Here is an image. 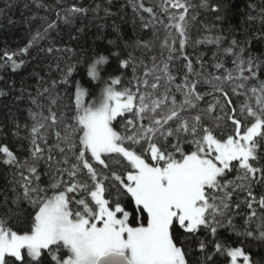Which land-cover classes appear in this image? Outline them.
Segmentation results:
<instances>
[{
	"label": "snow or ice",
	"instance_id": "snow-or-ice-1",
	"mask_svg": "<svg viewBox=\"0 0 264 264\" xmlns=\"http://www.w3.org/2000/svg\"><path fill=\"white\" fill-rule=\"evenodd\" d=\"M33 6L26 45L0 61L15 71L36 47L60 79L27 93V155L0 144V163L13 168L11 196L0 193V264H264V54L214 34L224 32L227 0H135L152 36L79 59L41 42L109 8L24 5ZM197 7L212 19L193 39ZM204 44L218 62L195 48Z\"/></svg>",
	"mask_w": 264,
	"mask_h": 264
},
{
	"label": "trees",
	"instance_id": "trees-1",
	"mask_svg": "<svg viewBox=\"0 0 264 264\" xmlns=\"http://www.w3.org/2000/svg\"><path fill=\"white\" fill-rule=\"evenodd\" d=\"M35 2L54 7L58 0H35ZM60 2L68 5L72 0H60ZM76 2L85 7H94L95 4L99 3L102 7H108L112 15L105 17L103 11H101L99 15L102 18H96L90 12L87 17L77 18L74 25L62 26L59 34L53 32L48 40L41 42V47H68L74 50L76 59H79L91 56L100 49L122 51L125 50L123 48L124 42L130 40V38L147 40L152 36V31L142 29L139 15L132 8V3L135 0H111V4H108V0H76ZM192 2L198 6L200 0H192ZM33 3L34 0H0V9H5L6 4L11 5L10 8L4 10L3 15H0V54L5 49L13 52L26 45L30 37L26 21L32 14L36 13V9L34 6L25 9L24 5H33ZM145 3L150 6L158 4L159 0H145ZM227 3L231 6V10L223 24L224 32H215L214 34H222L226 42H230L235 37L241 42V46L246 47L252 55L264 54V40L256 39L259 33L264 31V20L259 15V10L264 8V3H261V0H227ZM251 3L257 5L256 9L248 7ZM43 14L44 12L41 10L39 15ZM193 15L196 19L191 21V35L193 39H199L205 34L201 31L204 25L210 22L212 18L207 17L204 10L198 7ZM249 16L253 19L249 20ZM77 29H83V31H77ZM70 37H75V39ZM53 40L55 44L50 45L49 42ZM110 40L114 44H109ZM226 42L222 44L223 47L227 46ZM192 48L193 45L190 42L189 52H192ZM195 48L199 53L206 56L209 63L218 62L211 59L213 52L217 51L215 45H195ZM30 52L31 55L22 57L25 64L15 71L0 61V144H7L11 150L17 152L21 159L27 155L26 150L20 147L21 143H26V141L21 140V137L26 135L23 125L30 123V120H28L30 103L27 93L31 92L35 95L37 88L49 87L53 80L58 81L60 79V73L56 69V60L52 56L38 55L36 47H32ZM136 54L140 55L139 52ZM62 55L65 54H56L57 57ZM71 55L73 53H68L65 58ZM111 64L114 68V58ZM226 67H231L230 61L226 64ZM209 71L213 70L209 69ZM41 78L43 82H41ZM77 79H80V77L77 76ZM260 79L264 80V76H261ZM255 84L256 82H251L248 87H253ZM227 87L230 89L232 85ZM22 90L25 92V96L23 99L18 100L17 97L21 95ZM64 90L58 86L56 92L63 94ZM210 90L207 86L201 88L202 92ZM64 103H67V100H64ZM17 123L21 125V130L19 135H13L16 132L15 125ZM12 176L13 168L0 163V193L11 196L8 189L11 187ZM3 198L4 196L0 195V201ZM235 223L239 225L243 222L237 219ZM248 243L253 251L259 250L252 241Z\"/></svg>",
	"mask_w": 264,
	"mask_h": 264
}]
</instances>
